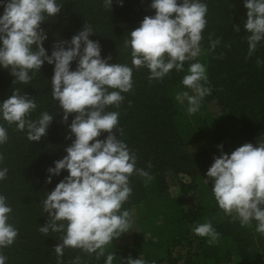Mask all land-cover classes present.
I'll list each match as a JSON object with an SVG mask.
<instances>
[{
  "label": "trees",
  "instance_id": "trees-1",
  "mask_svg": "<svg viewBox=\"0 0 264 264\" xmlns=\"http://www.w3.org/2000/svg\"><path fill=\"white\" fill-rule=\"evenodd\" d=\"M56 2L63 5L60 13L41 24L47 35L43 47L49 56L56 42L70 41L86 24L94 32L89 39L101 45L102 58L111 55L110 63L133 67L131 48L125 47V41L145 16L155 15L150 7L152 0H123L122 6L113 0L111 11L105 9L104 0ZM201 2L207 4L208 23L201 41L204 55L196 60L207 69L211 94L205 97L218 101L221 115L211 116L204 105L189 114V105L178 104L175 90L182 84L183 71L172 70L162 80L149 81L147 68L133 67L132 90L122 93L124 100L119 108L109 106L106 111L119 112L118 129H123V133L117 129L115 134L135 154L136 168L147 171L151 177L133 174L129 178L132 193L121 211H129L132 220L133 208L145 205L150 214L139 223L140 230L134 233L131 246H123L121 250L105 246V255L99 259L96 253L89 255L80 249L65 248L59 258L62 264H73L76 257L80 258V264H105L110 253L115 254L113 264H124L128 257L140 256L149 264L152 261L155 264H219L230 259L233 249H239L244 256H264V235L256 232L257 222L254 220L251 227H242L233 221L219 208L211 179L205 181L207 167L212 165L214 157L222 152L230 155L245 143L257 146L256 138L264 136V64L256 63L257 59L264 61V40L249 58L244 0ZM3 12L0 4V16ZM236 25L240 26V32L234 31ZM210 36L212 40H220L214 51L210 50ZM76 67L77 61H73L71 70ZM53 74L54 64L45 61L40 72H29L30 83L13 84L15 77L10 69L0 66V103L19 89L21 95L26 93L36 101L37 108L29 119L38 120L44 112L53 116L47 134L38 142L27 138V129L19 131L15 124L9 125L0 117V125L8 134L7 142L0 145V155L4 157L0 170L8 169L6 179L0 180V195L6 197L12 208L8 223L18 229L14 243L0 249L7 257L5 264H57L54 247L61 242V233L50 231L45 236L38 229L48 220V214L43 211L46 194L69 174L62 170L60 175L51 177V183L46 182L50 175L47 169L67 155L65 149L75 139L74 136L66 139L75 114L69 115L67 123L62 122L63 111L51 94ZM228 122L238 125L234 131L225 126ZM106 136L104 133L98 139ZM190 137L200 146L198 151L187 150L186 141ZM169 174L175 178L186 175L190 182L180 180L182 193L163 198ZM190 191L197 195V203L186 208L184 200ZM215 214L219 216V223L214 220ZM159 216L167 218L166 224L157 220ZM207 221L220 234L219 241L211 246L207 237H199L192 230ZM226 239H230L233 248L220 243Z\"/></svg>",
  "mask_w": 264,
  "mask_h": 264
},
{
  "label": "clouds",
  "instance_id": "clouds-1",
  "mask_svg": "<svg viewBox=\"0 0 264 264\" xmlns=\"http://www.w3.org/2000/svg\"><path fill=\"white\" fill-rule=\"evenodd\" d=\"M112 3L113 0H104L105 9L111 11ZM117 3L122 6L123 0ZM0 4L4 8L0 16V66L10 69L15 77L13 84H28L32 80L30 71L40 72L45 61L54 64L51 94L63 111L62 122L67 123L69 115L75 114L66 137L75 139L66 147L67 155L47 169L50 175L46 182L51 183V177L60 175L62 170L69 174L46 194L43 211L48 220L38 230L45 236L50 231L61 233V242L54 247L57 264H62L59 258L65 248L80 249L89 255L96 253L99 259L105 255L106 245L131 228L130 212L121 211L132 193L129 178L138 174L151 179L147 171L136 168L135 154L115 134L119 112L106 108H119L124 100L122 93L132 90L133 67L147 68L149 81L162 80L172 70L183 71L185 62L196 60L208 23L207 4L201 0H152L150 7L155 15L145 16L125 41V47L131 48L133 67L110 63L111 55L102 58L101 45L89 39L94 32L86 24L70 41L56 42L49 56L43 47L47 35L41 24L60 13L63 5L56 0H0ZM244 7L250 58L264 40V0H244ZM233 29L241 30L238 25ZM209 41L213 51L220 44L219 39L212 40L211 36ZM73 61H77L74 71ZM256 63L261 65L264 61L257 59ZM181 83L195 94L184 91L176 98L186 99L189 114L196 113L200 101L211 94L206 66L190 63ZM36 108L34 98L15 89L0 103V117L9 125L15 124L19 131L27 129V138L38 142L47 134L53 116L44 112L33 121L29 116ZM118 130L123 133V129ZM104 133L106 138L98 139ZM7 140V130L0 125V145ZM3 159L0 155V162ZM7 172V168L0 170V180L6 179ZM206 176L212 181L219 208L242 227L255 220L256 232L264 235V142L259 141L257 146L245 143L230 155L222 152L214 157ZM11 212L6 197L0 195V249L11 246L18 235V229L8 223ZM193 231L199 237H207L210 246L220 238L211 221L198 224ZM114 258V253L108 254L105 264H113ZM6 260L0 253V264ZM73 264H80V258L76 257ZM124 264L149 262L128 257Z\"/></svg>",
  "mask_w": 264,
  "mask_h": 264
},
{
  "label": "rangeland",
  "instance_id": "rangeland-1",
  "mask_svg": "<svg viewBox=\"0 0 264 264\" xmlns=\"http://www.w3.org/2000/svg\"><path fill=\"white\" fill-rule=\"evenodd\" d=\"M202 55H204V51H201V54L197 57V58H201ZM196 58V59H197ZM193 62H199V61H188L185 62L184 64V69H183V75L182 78L188 74V67L190 63ZM186 73V74H185ZM176 94H180L184 91L189 92L190 95H194L195 93L188 88H185L183 86V84L179 85L176 88ZM178 104L181 105L182 107L187 106L188 102L186 99L181 98L180 100H178ZM200 105H204L207 110L209 111L210 115L213 117L219 116L221 115V107L218 103V101L216 99H207L206 97H204L201 101H200ZM226 127H228L230 130H233L236 128V126H238L237 124H234L233 122H228L226 125ZM234 131V130H233ZM259 141L264 142V136H260L257 137L255 140V144L257 145ZM187 142V150L190 152L193 151H198L200 146L191 139L186 141ZM211 165H209L207 167V170L209 169ZM183 180L185 182H190V177L186 176V175H180L179 178H175L174 176H172V174H169L167 177V189L166 191L162 194L163 198H174L179 196L182 191H181V187L179 185V181ZM206 182L210 181V178L205 179ZM190 194L188 196L185 197L184 200V206L186 208H189L191 206H196L197 203V195L192 194V191L189 192ZM133 217H132V225L131 228L129 229V232L127 233H123L119 238L114 239L111 243H109L108 245H106L107 247L111 248L112 250L114 249H122L123 246H131L133 244V240H134V233L138 232L140 230V226L139 223L148 218L150 212L148 210V208L144 205L141 206L139 208H133ZM232 218V217H231ZM157 220L161 223V224H166L167 222V218L165 216H159L157 217ZM214 220L216 223H219V216L218 214L214 215ZM235 222H238L240 224V222L238 220H233ZM254 221V220H253ZM253 221L250 224V227L253 225ZM241 225V224H240ZM195 227H193L194 229ZM192 229V230H193ZM194 232V231H193ZM230 239H226V240H221L220 243H223L224 247H228V248H233L234 246H232V243H230ZM181 251L183 249H180ZM186 249H184L183 251H185ZM186 252V251H185ZM137 258H142V256L137 257ZM135 258V259H137ZM219 264H264V256H260V257H250V256H244L239 252V249H233L232 250V254L229 260H227L226 262H222Z\"/></svg>",
  "mask_w": 264,
  "mask_h": 264
}]
</instances>
